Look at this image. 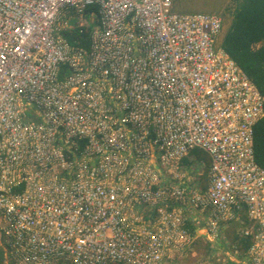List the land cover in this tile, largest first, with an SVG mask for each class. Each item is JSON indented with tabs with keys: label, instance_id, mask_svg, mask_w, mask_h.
<instances>
[{
	"label": "built area",
	"instance_id": "1",
	"mask_svg": "<svg viewBox=\"0 0 264 264\" xmlns=\"http://www.w3.org/2000/svg\"><path fill=\"white\" fill-rule=\"evenodd\" d=\"M175 2L0 0L3 264H159L177 228L161 206L185 188L153 187L146 165L176 181L193 164L206 179L182 199L209 243L235 226L223 262L264 264V96L222 48L221 16ZM90 7V47L71 46L62 32L92 26ZM194 150L209 164L184 165Z\"/></svg>",
	"mask_w": 264,
	"mask_h": 264
},
{
	"label": "rangeland",
	"instance_id": "2",
	"mask_svg": "<svg viewBox=\"0 0 264 264\" xmlns=\"http://www.w3.org/2000/svg\"><path fill=\"white\" fill-rule=\"evenodd\" d=\"M174 10L177 13H209L216 14L221 16V18L226 23L229 19L227 10L233 3V0H175ZM98 12L97 7H90L87 11L86 17L92 21V30L98 25V19L95 18ZM71 22V20H70ZM74 24H77V19L74 21ZM225 28L223 30L221 41L223 39ZM205 162L206 165L209 164L208 156L200 151L194 150L190 153L188 158L183 162L184 165L188 166L187 161L194 163L195 161ZM208 167V166H207ZM190 168V167H189ZM181 171L183 178L176 179L172 181L167 175L164 174L160 168L155 169L150 165H146V173H150L152 178L158 179L152 184L153 187H156L158 181H161L162 186L157 185L161 191H168L172 195L176 190H179V186L184 187L183 199H185L191 192L195 191L197 188L198 181H203L206 179L204 176L202 179L197 178V174L201 173V169H195V164H193L192 170ZM192 171V172H191ZM178 183V184H177ZM182 183V184H181ZM179 195L173 197V201L169 204H162V209L165 210L167 214H171L172 217L176 218L177 228L175 229L176 235L173 237L170 231L173 230V226L166 231H162V240H161V249L157 256V261L159 264H227L223 262V253L225 250V245H229L230 242H236L237 239L234 235V229L231 226L227 230V238H219L216 242L209 243L208 236L205 232V223L203 220V215L197 210H195L190 203L189 198L183 200ZM176 200V202H175ZM189 220L192 222L191 226L195 229V234L193 237H190L187 232L184 230L185 222L188 226ZM190 237V241L186 244V237ZM144 237L151 236V233L143 234ZM171 237L172 240L169 239ZM174 241L177 243V246L174 245ZM243 241V240H242ZM239 241V242H242ZM148 243V242H147ZM149 244V243H148ZM214 244V246H212ZM225 244V245H224ZM242 245V244H241ZM0 252L3 256L2 264L4 262V256L7 258L9 253V247L4 245L0 247ZM225 259V258H224ZM5 263V262H4Z\"/></svg>",
	"mask_w": 264,
	"mask_h": 264
},
{
	"label": "trees",
	"instance_id": "3",
	"mask_svg": "<svg viewBox=\"0 0 264 264\" xmlns=\"http://www.w3.org/2000/svg\"><path fill=\"white\" fill-rule=\"evenodd\" d=\"M227 13L229 19L226 26L223 20L221 46L264 96V0H233ZM92 32V26L78 27L72 23L62 36L71 46L88 49ZM253 144L255 160L264 168V117L254 127ZM188 223L186 228L193 234L195 229ZM241 244L247 247L245 241ZM2 260L0 252V264Z\"/></svg>",
	"mask_w": 264,
	"mask_h": 264
},
{
	"label": "crops",
	"instance_id": "4",
	"mask_svg": "<svg viewBox=\"0 0 264 264\" xmlns=\"http://www.w3.org/2000/svg\"><path fill=\"white\" fill-rule=\"evenodd\" d=\"M190 224H192V222L190 221ZM225 245V244H224Z\"/></svg>",
	"mask_w": 264,
	"mask_h": 264
},
{
	"label": "clouds",
	"instance_id": "5",
	"mask_svg": "<svg viewBox=\"0 0 264 264\" xmlns=\"http://www.w3.org/2000/svg\"><path fill=\"white\" fill-rule=\"evenodd\" d=\"M193 170H195V169H193Z\"/></svg>",
	"mask_w": 264,
	"mask_h": 264
}]
</instances>
